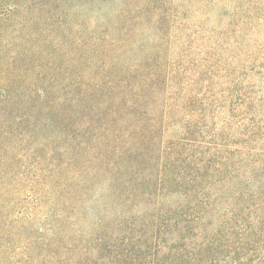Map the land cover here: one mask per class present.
<instances>
[{
    "label": "rangeland",
    "instance_id": "374dc122",
    "mask_svg": "<svg viewBox=\"0 0 264 264\" xmlns=\"http://www.w3.org/2000/svg\"><path fill=\"white\" fill-rule=\"evenodd\" d=\"M163 1L164 4H153L145 15V25L138 26L134 25V13L130 14L132 17L127 22L118 23L117 11L124 6H139L142 0H32L28 8H0V89L20 91L19 108L0 127V184L12 188L13 193L6 197L13 205L9 211L12 215H33L31 203L22 202L25 198L34 200L28 187L56 184L63 162L74 158L76 144L82 135L77 128L80 130L86 117L71 106H60L59 100L63 96L69 97V91L77 86L80 79L90 78L94 73L92 66L103 64V54L94 56L93 51L97 47L103 51L101 48H105L109 41L118 43L116 53H106L115 62L117 73L139 60H143L144 66L163 65L173 60L186 68L190 76L197 71L196 61L203 58V51L213 48L210 63L221 60L230 68H221L213 78L206 75L205 81L194 85V94H200L199 98L206 102H213V106L204 108L198 119L190 118L189 122H198L203 126L199 137L195 133L200 142L191 144L193 147L186 144V150L182 149L180 156L183 163L179 162L173 171L175 174L184 172V163L191 151L220 143L212 136L218 134L225 122H229L232 132L241 124L245 130H258V142L250 146L259 155L254 165L256 171L252 181L247 175L239 176V183L225 191V195L217 188L203 190L207 186L198 187V201L209 198L208 209L213 221L208 229L219 225L235 209L236 203L252 200L255 192L253 185H260L264 190V21L260 24L256 20L245 21L240 25V16L245 15L244 11L253 0H214L213 5L203 8L199 14H195L198 2ZM260 4L255 0L256 7ZM178 12L182 17L175 19ZM159 16L163 25L157 28L159 26L155 22ZM237 35L240 37L235 46L233 42ZM142 45L148 46L147 53L141 52ZM121 54L125 56L124 61L118 58ZM19 76L21 82L16 79ZM230 91L233 94L228 95ZM43 92L48 93L46 102L37 98L46 94ZM244 95L248 97L249 107L241 110L236 107L233 111L230 100L236 104L235 99ZM196 105L201 108L198 103ZM69 111L71 115L68 116ZM147 129L145 124L142 133ZM67 130H70L67 133L73 130L72 138L66 135ZM181 130L180 126H176V129L160 137L164 141L176 142L174 140L182 137ZM161 139L158 145L164 146ZM153 147L156 150L157 144L147 146L148 152ZM80 161L72 162L75 168L85 166L89 172L97 170V166L93 169L86 161ZM129 177L133 184H139L137 196L129 200H125L124 196L119 200L115 194L112 195L110 188L104 189L102 184L105 179L93 182L91 190L101 197L88 199L85 206L90 212L77 221L91 243L100 238L118 243L132 236L130 229L139 228L143 232L139 244L144 245L153 224L158 222L157 218L186 212L184 196L170 191L162 197L156 190L160 175L155 162L138 167ZM133 184L124 188L126 193ZM142 196L147 203L139 204ZM250 204L251 201H248L245 208L249 209ZM41 209L31 235L47 223L42 219L47 211ZM123 211L125 217H122ZM166 239L170 247H194L197 244L180 240L175 233L167 235ZM167 252L166 244L158 249L159 255ZM92 256L96 254L92 252ZM93 262L91 264H95Z\"/></svg>",
    "mask_w": 264,
    "mask_h": 264
},
{
    "label": "trees",
    "instance_id": "16d2710c",
    "mask_svg": "<svg viewBox=\"0 0 264 264\" xmlns=\"http://www.w3.org/2000/svg\"><path fill=\"white\" fill-rule=\"evenodd\" d=\"M30 1L32 0H0V8H28ZM195 2L199 4L195 14L214 4V0H190L189 4ZM258 2L261 4L257 7L255 0L249 3V8L244 11L245 15L240 16V25L245 21L256 20L257 24L264 21V0ZM159 3L164 4V1L142 0L139 6H124L117 11L120 20L118 23L127 22L132 17L130 14L134 13V25H145V15L150 7ZM236 11L239 14L238 8ZM181 17L179 12L175 15V19ZM155 23L159 26L157 28L163 25L161 16ZM104 37L107 41V37ZM239 37H235L233 45H238ZM117 48L118 43L115 41H109L105 48H101L103 51L97 47L93 55L103 54L102 66H92L94 73L90 78L80 79L77 86L69 91V97L63 96L59 100L60 106H71L84 114L86 119L80 130L77 128L82 135L76 144L75 156L72 160L63 162L58 182L30 186L28 189L34 200L21 199L23 203H31L33 215H12L9 211L13 205L6 198L13 193L12 188L0 184V264H91L92 261L95 264H264L262 187L253 185L255 192L254 198L248 200L251 201L249 209L245 208L248 201L236 203L235 209L212 230L208 229L213 221L211 210L208 209L209 198L199 202L196 193L198 187L207 186L203 190L217 188L224 194L235 183H239V176L247 175L252 181L256 171L254 165L259 155L250 146L258 142L257 128L245 130V126L240 124L232 132L228 127L229 122H225L218 134L212 136L214 141L220 143L191 151L184 163V172L179 175L173 171L179 162L183 163L180 156L182 149L186 150V144L193 147L191 144L200 142L195 133L199 137L203 126L198 122H189L190 118L198 119L204 108L213 106V102H206L199 98L200 94H194V85L205 81L206 75L209 78L216 77L218 70L228 69L230 66L221 60L210 63L211 51L214 50L210 48L203 51V58L196 61L197 71L190 76L187 75L186 68L175 64L173 60L166 61L163 65L151 66H144L143 60H139L123 72L117 73L115 62L106 56L107 52L116 53ZM140 49L142 53L148 52L147 45H142ZM118 58L125 60L124 54ZM16 79L22 81L21 76ZM19 93L20 91L11 92L7 88L0 89V127L19 108ZM231 94L232 91L228 92V95ZM47 96L48 93L37 98L46 102ZM247 98L245 95L238 100L236 98V104L230 100L233 111L236 107H240L237 108L240 110L248 108L250 104L248 105ZM145 124L148 129L142 133ZM176 126L181 127L182 137L174 140L176 142L161 139L163 137L160 135L176 129ZM68 131L70 130L66 131V135H71L72 138L73 130L67 133ZM160 139L164 146L158 145ZM153 144H157L156 150L154 146L148 152L147 146ZM79 159L80 162L86 161L93 169L97 166V170L89 172L85 166L75 168L72 162ZM153 162L160 175L156 190H159L162 197L170 191L184 196L186 212L157 218L158 222L153 224L144 245L139 244V239L143 237L139 228L130 229L133 231L132 236L123 238L118 243L105 238L91 243L77 221L90 212L85 206L87 200L101 197L95 194V190H91L92 184L105 179L103 188H110L112 195L115 194L119 200L123 196L125 200L135 198L139 184H133L129 174L137 171L138 167H146ZM130 184L133 185L126 193L124 188ZM19 193L22 195V191ZM143 197L139 204L147 203ZM41 208L47 211L42 218L47 223L36 230L35 235H31L33 223L39 218ZM123 213L122 217H125V212ZM172 233L177 234L180 240L197 244L194 247H170L166 237ZM165 244L168 252L159 255V247ZM92 252L96 256H92Z\"/></svg>",
    "mask_w": 264,
    "mask_h": 264
}]
</instances>
